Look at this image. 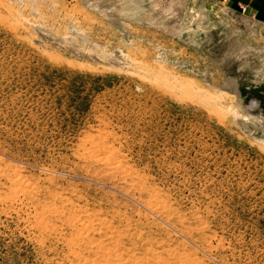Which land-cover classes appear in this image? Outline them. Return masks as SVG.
<instances>
[{
    "label": "rangeland",
    "instance_id": "1",
    "mask_svg": "<svg viewBox=\"0 0 264 264\" xmlns=\"http://www.w3.org/2000/svg\"><path fill=\"white\" fill-rule=\"evenodd\" d=\"M0 264H264V24L0 0Z\"/></svg>",
    "mask_w": 264,
    "mask_h": 264
},
{
    "label": "crops",
    "instance_id": "2",
    "mask_svg": "<svg viewBox=\"0 0 264 264\" xmlns=\"http://www.w3.org/2000/svg\"><path fill=\"white\" fill-rule=\"evenodd\" d=\"M220 1V0H218ZM236 12L247 16L251 20L264 24V0H223Z\"/></svg>",
    "mask_w": 264,
    "mask_h": 264
},
{
    "label": "bare ground",
    "instance_id": "3",
    "mask_svg": "<svg viewBox=\"0 0 264 264\" xmlns=\"http://www.w3.org/2000/svg\"><path fill=\"white\" fill-rule=\"evenodd\" d=\"M117 53H119V52H117ZM113 55V54H112ZM117 59L115 60V64L116 65H119V64H124V63H126V62H128L127 61V59L124 57V55L122 54V53H119V54H116V55H114ZM130 64H132V63H130ZM134 64V63H133ZM132 64V65H133ZM131 65V66H132ZM135 65V64H134ZM136 66V65H135ZM138 66V65H137ZM139 67V66H138ZM243 117V116H242ZM243 122H244V120H243ZM241 123H242V121H241ZM250 124V123H249ZM247 126V125H246ZM101 162H102V160H101ZM125 172V171H124ZM120 175V174H119ZM128 183V182H127ZM164 201V200H163ZM52 205V204H51ZM34 207V206H33ZM172 254V253H171Z\"/></svg>",
    "mask_w": 264,
    "mask_h": 264
}]
</instances>
